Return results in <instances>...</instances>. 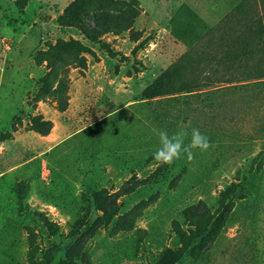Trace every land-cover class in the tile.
Instances as JSON below:
<instances>
[{"label":"rangeland","instance_id":"rangeland-1","mask_svg":"<svg viewBox=\"0 0 264 264\" xmlns=\"http://www.w3.org/2000/svg\"><path fill=\"white\" fill-rule=\"evenodd\" d=\"M15 1L0 0V264H58L79 253L87 264H150L175 244L177 228L189 236L187 216L196 206L208 209L217 229L206 247L187 251L176 264H264V91L209 99L201 92L182 100V71L170 94L149 101L143 96L206 32L188 22L184 28V0H166L163 7L162 0H137L131 34L99 30L87 11L77 28L59 27L57 17L74 0L63 8L66 0H26L23 10ZM198 1L226 9L218 0ZM168 9L181 19L172 29L160 21ZM202 68H192L199 80ZM237 98L245 113L239 124L229 120ZM192 128L207 135L211 147L175 161L172 187L150 190L158 192L151 201L150 192L135 200L121 196L127 176L120 167L155 151L159 131ZM238 131L252 140H236L232 133ZM258 154L262 167L252 185L225 205L221 193ZM95 191L103 206L111 196L120 215L144 204L113 228L114 219L92 215ZM29 214L53 225V237ZM76 233L78 240L61 247Z\"/></svg>","mask_w":264,"mask_h":264},{"label":"trees","instance_id":"trees-1","mask_svg":"<svg viewBox=\"0 0 264 264\" xmlns=\"http://www.w3.org/2000/svg\"><path fill=\"white\" fill-rule=\"evenodd\" d=\"M135 2L137 3L138 1L74 0L57 17L56 23L61 28H77L75 23L87 11L99 30L103 32H112L113 30L118 34L125 32L131 34L133 25L139 17V11L135 7ZM25 3L26 0L15 1L16 7L20 10L25 8ZM79 31L86 38L93 39V36L87 35L84 30L79 29ZM186 51L166 71L162 72L152 87L144 91L143 96L146 101L170 94L167 93V90L172 79L180 78L182 71L187 75V79L184 80V91L177 92V94L183 95L181 96L182 100L193 98V96L201 92L207 96L206 99H209L211 96L225 95L228 93L227 91L236 93L240 91H244L243 93H253L252 91L259 89L264 91V0H240L216 24L206 30L201 37L199 45L190 50L188 48ZM195 51L201 53L200 57L190 56L191 52ZM197 65L200 68H202V65H205V68H202L203 72L200 80L192 69ZM170 100L174 101L175 98H171ZM236 100L237 104L230 109L231 116L229 120L232 121L231 123L239 124L240 122L237 121H242L245 116L244 110L239 104L242 102L244 104V101L240 100V98ZM220 108L228 110L227 105H222ZM192 125L191 127H193ZM212 132L218 134L221 132V128L215 126L212 128ZM246 135L245 133H240V131L232 133V137L236 140H252V138L246 137ZM249 135L251 136L252 134ZM240 136L245 138H240ZM145 146L148 147V144H145ZM154 152H145L140 158H137L136 162L134 161L129 165H125L124 169L120 167L127 176L120 187L121 196L128 197L129 200H135L147 192L151 193L150 190H161L166 185L167 188L172 187L177 182L178 178L172 175L175 161L171 165L160 164L153 159ZM259 156L261 154H258L250 161L245 160L243 162L244 167L241 168V171H243L242 175L240 176V171H238L235 183H231L223 190L221 197L227 201L225 205L228 202L236 200V197H240L245 189L252 185L262 167ZM118 159L124 158L120 157ZM133 159L135 158H129V160ZM152 166H156L153 172L146 171L143 173L144 168ZM121 170H119V175L123 178ZM138 175L142 176L141 180L137 179ZM99 192L95 191L91 195L92 215L93 217H98L100 213L109 222L114 219L115 224L113 228H118L123 217L137 213L136 210L144 204L142 199L139 204L126 212L125 216L120 215L118 212L119 208L110 202L111 196L107 198L108 203L105 206H103L102 201H100V204L96 202L95 198L99 195ZM156 193L158 192L151 193L146 201L155 199ZM122 205V208L125 207V202H122ZM202 207H193L194 214L191 212L187 216L189 236L184 235V230H180L176 226L177 240L175 244L171 248L163 250L158 258L150 264H176L184 260L187 251L195 247H206L205 239L210 237V233L216 230L217 226L216 223L210 221V217L208 219V209H202ZM28 216L34 222L38 221L39 229L44 230L46 237L51 235L53 225L39 215L29 214ZM25 228H27L26 225ZM80 236L81 233H76L68 237L67 240L63 239L60 242L61 247L68 246L73 240H78ZM78 261L87 264V259L80 253L75 256V259L65 257L58 264H76Z\"/></svg>","mask_w":264,"mask_h":264},{"label":"clouds","instance_id":"clouds-1","mask_svg":"<svg viewBox=\"0 0 264 264\" xmlns=\"http://www.w3.org/2000/svg\"><path fill=\"white\" fill-rule=\"evenodd\" d=\"M158 138L159 147L153 153V159L164 165H171L182 155L191 160L194 155L193 150L204 152L211 147L207 135L198 128H192L190 132L187 129H181L172 134L161 130ZM186 138H188L187 144H185Z\"/></svg>","mask_w":264,"mask_h":264},{"label":"crops","instance_id":"crops-1","mask_svg":"<svg viewBox=\"0 0 264 264\" xmlns=\"http://www.w3.org/2000/svg\"><path fill=\"white\" fill-rule=\"evenodd\" d=\"M226 5V9L222 11L216 10V4L213 5V7H210L208 4H201L198 0H184V28H186L187 22L191 24L199 25L200 32L206 31L210 27H212L214 24H216L232 7H234L238 2H232V0H218ZM68 0H66V3L63 4L65 7L68 4ZM162 7L167 3L166 0H162ZM179 5L183 4L182 1L178 3ZM172 5V4H171ZM143 9V8H142ZM145 14H148V18L150 19V14L143 9ZM147 12V13H146ZM175 12V11H174ZM161 13V12H160ZM177 20H176V19ZM181 19L175 17V14L172 12H169L168 10L164 11V14L162 13V17L160 19L161 22L164 23V27L168 29H172L173 24H178V22ZM151 21V20H150ZM160 22V23H161ZM176 22V23H175ZM153 23V22H152ZM155 27H159V24L153 23ZM159 29H161L159 27ZM164 29V28H162ZM201 34V33H199ZM198 38L196 37L195 42H193L191 45H194L197 42Z\"/></svg>","mask_w":264,"mask_h":264}]
</instances>
